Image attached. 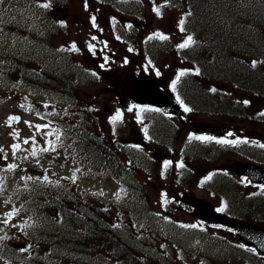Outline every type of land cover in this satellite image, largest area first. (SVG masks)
<instances>
[{
  "label": "rangeland",
  "instance_id": "374dc122",
  "mask_svg": "<svg viewBox=\"0 0 264 264\" xmlns=\"http://www.w3.org/2000/svg\"><path fill=\"white\" fill-rule=\"evenodd\" d=\"M58 1L60 2L59 4L53 5V13H58L57 16H60L59 18L66 28L60 33L58 31L55 33V47L57 50H61L75 58L80 68L79 72L82 74V79H88V69L92 70L94 78L80 83L79 90L82 102L88 104V108L94 112V115H97L102 125L106 123L113 127L112 130L104 125L113 138V141L108 143L115 144L117 140L122 144L127 142L134 153L141 154L142 157L146 158L152 156L149 153L151 152V147L154 146L152 141L155 138L149 132L143 134L144 139L152 145L148 149L141 147L140 140L142 138L140 134H136L133 130V128H139V125L136 126V123H131V121L136 119L140 122L146 117L151 118V116L157 119L161 117L154 111H142L132 100H128L125 105H121L119 101L120 91H122L125 83L123 78L147 62V57H145L147 53L144 48L145 40L159 38V35L171 39L176 44H182L187 40V35L181 30V21L184 17L183 11L179 8L165 5L167 0H142L143 11L141 15L130 14L129 12L117 13L112 7L101 3L100 0ZM61 1H64V3L62 4ZM85 2L87 5H84ZM42 4L39 3V6L41 7ZM155 9H159V15ZM33 12L32 18L24 15L23 19H21L19 17L20 13L15 16L13 12L11 15L3 13L2 16L11 17L12 20L16 19L15 23L17 26L36 28L35 17L38 13L34 10ZM92 17H95V27L92 23ZM110 21L112 25L117 23L124 33L119 43L108 32ZM15 30L16 28H12L9 31L6 29L0 30V51L3 54L7 52L8 44L12 48L16 44L19 47L25 46L26 43L21 42V34ZM102 31L109 35L106 39L100 37L103 33ZM93 37H96V39H92ZM73 44H75V50L72 48ZM89 45L92 46L91 50ZM29 48H32V45ZM97 50L100 51L99 54L96 53ZM99 55L103 57L101 63L98 62ZM123 56L129 58L133 66H129L131 64L125 62ZM154 59L157 61V65L165 63L164 66L167 70L161 71V73L166 77L168 83L171 82L178 72L193 69L192 65L181 60L178 53L174 50L160 54ZM0 60L3 61L0 62V144L4 147L8 158L6 166L2 169L0 168V188H2L0 190V238H2L0 239V244L6 241L10 246H16L23 242L16 241L18 240L17 235L23 236V232L18 230V228L21 223L23 226L31 224V217L36 216V213L30 208V203L37 189L40 188L38 182L27 178L38 176L37 171L39 169L37 168L40 167L44 169L43 176L38 177L41 183H51L53 180L52 173L55 172L71 179L75 174L74 183L76 186L83 191L92 193H90L92 196L89 195L90 203L97 204L101 209V213H104V217L111 221L110 223L117 227L131 244H136L140 249H152L160 254L168 252L167 258L173 260L172 264H186L188 258L195 256L192 251L194 247L199 245V241L209 243L213 234L226 241L225 249L216 248L214 250V247L211 246L210 252L206 250L204 252L206 258H210L214 264H250L248 257L246 258L249 253L243 247L237 246L235 248L233 246L234 238L228 231L199 224L190 210H179L178 213L173 214V210H176V208H172L173 212L171 213V210L165 206V200L158 195L159 182L157 175L147 176L140 171L135 173V176L139 178L137 185L141 189L146 190L147 184L150 186L149 197L145 198L144 195L138 196V194L132 193L129 189L121 186L120 182L115 180L116 177L108 174H99L94 168L90 169L79 164L65 163L57 158L55 154H50L49 152H44V155H41V152H37L34 146L36 117L34 118L31 115L34 112L37 114L39 111L34 106L31 109L22 103L25 100L24 95H32L34 101L40 103V107L48 111L52 106H48L46 103H54L53 101L60 99V95H48L46 92L43 95H35L29 89L27 90L28 92L23 90L21 86L11 81L12 79L6 78V74L3 71L6 67L9 69L11 67L7 66L2 58ZM103 63L106 68L104 66L101 67ZM146 68H150V66L147 65ZM16 75L17 73H14L13 77ZM90 76L91 73H89ZM116 91L119 94L113 95V92ZM240 101H244L252 108L249 112L254 114V117L243 118L239 115L224 116L222 114L199 113L197 119L209 127L205 132L212 133V136L220 134L218 138L213 137V141L216 143L217 140L227 139L235 144L238 141H242L244 145L246 142V144L252 143L264 146V122L260 121L256 115L264 110V100L262 98L246 97L240 98ZM60 103L65 104L63 102ZM130 108L132 109L131 111H129ZM40 111L45 115L44 110L40 109ZM117 112L120 113V118L113 122L112 118L116 116ZM9 117H19V120L10 122ZM140 129L142 131L143 127L141 128L140 126L138 130ZM192 130H197L195 125H193ZM213 130L215 132H212ZM186 132L184 130L181 133L179 143H183L188 138ZM205 132L201 133V136H210V134ZM228 133H232V135L229 136ZM25 140H28V143H24ZM14 144L19 145V148L15 150V154H13L12 148ZM34 149L36 150L35 156L32 155ZM218 155L219 159L216 158L215 162L212 161V164L207 166H210V168L223 167L229 169L230 165L235 162L247 160L245 157L234 154L229 149H222ZM8 165H16V167L9 171L7 170ZM196 166V171H198V168H203V164ZM25 168L27 170L24 171ZM176 173L177 171H173L172 175L176 177ZM211 174L206 173L205 170L206 178L203 181L206 182L205 189L198 186V183H200L198 181H201L199 179L200 175L187 179L186 186L189 190L186 189L185 192L188 195H197L209 199L213 203L218 202L217 195L208 193V189L212 190L211 186H209L210 181L213 179L210 176ZM227 174L229 175L230 173L227 172ZM45 176L48 178L47 181L44 180ZM147 179L153 180L154 184L148 183L149 180ZM132 182L136 181L132 180ZM177 183L172 182L171 184L176 185ZM241 189L244 190L242 184ZM83 196V193L76 194V198L81 200H83ZM14 210V214L11 218H8L7 214ZM47 212L54 217L53 211L49 213L48 210ZM6 219L7 223L4 222ZM41 220L45 222L44 218ZM177 222H179L180 226H189L191 228L194 225L193 229L199 230L204 237L192 235V232L187 230H175L172 224H177ZM206 232L209 233V237H205ZM20 247L22 248L23 246ZM61 253L57 252V254ZM22 255L26 256L25 254ZM17 259L25 260V258ZM17 259L8 262L0 256V264H24L22 260ZM151 264L156 263L151 261Z\"/></svg>",
  "mask_w": 264,
  "mask_h": 264
},
{
  "label": "trees",
  "instance_id": "16d2710c",
  "mask_svg": "<svg viewBox=\"0 0 264 264\" xmlns=\"http://www.w3.org/2000/svg\"><path fill=\"white\" fill-rule=\"evenodd\" d=\"M102 1L130 14L141 15L143 11L142 0H126L124 3ZM6 5L5 0L0 3L2 9ZM165 5L183 11L181 26L194 43L180 48L181 44L173 41L153 39L147 40L145 47L149 57L175 50L181 60L192 65V70L178 72L179 79H175V89L186 107L196 112L246 114L249 107H244L246 103L236 99L229 88L249 98L264 96V0H167ZM44 67L46 72L41 83L40 79H26L21 66L17 67L19 77L24 79L19 80L43 87L58 85L65 90H70L71 86L76 88L73 79L63 71V63L59 67V79H54L51 70L47 72L45 63ZM181 72L183 76H180ZM75 131L79 134L73 131L68 134L74 150L86 156L88 144V160L101 158L106 151L102 141L103 129L89 122L88 126L83 124ZM85 131H88V139L86 133L83 134ZM65 200L71 210L64 204L52 203L49 213L53 211L54 217L44 212L43 204L35 205L39 213L47 218L39 243L43 248L65 252V255L58 256L60 262L56 259L52 262L139 264L133 252L126 249L127 240L104 217L100 207L90 203L89 195H84L83 200L76 196ZM45 206L48 207L47 204ZM234 212L236 216H246L243 205ZM21 245L10 246L3 242L0 254L7 260L23 258Z\"/></svg>",
  "mask_w": 264,
  "mask_h": 264
},
{
  "label": "water",
  "instance_id": "95a60500",
  "mask_svg": "<svg viewBox=\"0 0 264 264\" xmlns=\"http://www.w3.org/2000/svg\"><path fill=\"white\" fill-rule=\"evenodd\" d=\"M127 88L124 93H131L132 98L143 105H155L166 112L179 114L182 110L180 99L172 86L160 88L151 73L141 70L126 77ZM246 170L256 173V177L264 179L263 172L254 166H246ZM187 203L194 207L195 216L211 224L223 225L234 230V236L241 242L253 246L257 252L264 254V228L247 221L231 218L214 210L209 201L188 196Z\"/></svg>",
  "mask_w": 264,
  "mask_h": 264
},
{
  "label": "flooded vegetation",
  "instance_id": "af4514ba",
  "mask_svg": "<svg viewBox=\"0 0 264 264\" xmlns=\"http://www.w3.org/2000/svg\"><path fill=\"white\" fill-rule=\"evenodd\" d=\"M20 13L22 14V18L24 17V15H27V12L25 11L24 8L21 9ZM6 19H8L7 22H9L10 24L12 23L11 17H8ZM6 19H5V21H6ZM27 31H28V28L25 27L22 29V32H21V36H22L21 42L23 41L26 43L25 46L22 47V52H24V55H27V48L29 46V41H27L28 37L26 35ZM37 37L38 38L41 37V34L39 33L37 35ZM10 47H12V46L10 45ZM37 47H38V51L40 50L41 54H42L44 52V50H43L44 45L41 42L40 43L38 42ZM99 52L100 51H98V50L96 51L97 54H99ZM99 56L100 57H99L98 61H102L103 57L101 55H99ZM164 65H165V63L163 65H161L159 63L157 65V67H155V69L158 68L160 71H166L167 69L165 68ZM151 69H153V68L151 67ZM153 71L155 72V70H153ZM157 73L158 74L156 76V79H161V80L166 79V77L161 75V73H159L158 71H157ZM162 115H165V117H170L175 121L174 124L180 128L179 133H181L182 130H186V131L192 130L193 125H195V129H197V130H192V131H198V129L202 130L205 127V125L203 123L197 121L196 117H194V116H188L189 118H184L183 116L166 115L164 113H162ZM158 128L161 129L160 133L164 132V130L167 129L166 122H164V121L160 122V124L158 125ZM136 134H138V135L140 134V136L142 138V132L136 131ZM170 139L171 138H169V136H167V134H166L165 136L159 138V140H156L154 142L155 143L154 146L151 147V151H154L153 148H155V147L156 148H162L165 150L164 153L159 154L160 156L156 157L157 165L155 166V168L153 170L156 172L157 175H159L161 173V171H164V170L166 171L170 166H174V163H173L174 155L178 154V152H180V151L186 153V148H185V146H183V144L178 143L177 141H172ZM140 143H142L145 148H147V149L150 148V145L143 143L141 140H140ZM178 149L180 151H178ZM175 159H176V157H175ZM166 162H168L167 166H166ZM169 164H171V165H169ZM200 164L204 165L203 158L200 159V162L198 163V165H200ZM189 167L190 166L187 164L185 166V169H187ZM196 167L197 166H195L193 164V166L191 167L190 173H192L193 171L195 173ZM232 168H233V165L229 168V170H231ZM219 169L221 170V169H223V167H220ZM204 172H205V168H198L197 174L203 175ZM252 185H255L252 189L254 190L253 192H256V194H252V193L251 194L253 195L254 198H255V196L257 197L256 200H258V201L260 200L261 207L264 209V184L256 182V183H252ZM257 185L261 186V187L257 188ZM249 200H250V205L253 203L256 204V202L253 200L252 196H250ZM257 258L260 260L259 264H264V257L263 256H257Z\"/></svg>",
  "mask_w": 264,
  "mask_h": 264
},
{
  "label": "snow or ice",
  "instance_id": "6c2138e0",
  "mask_svg": "<svg viewBox=\"0 0 264 264\" xmlns=\"http://www.w3.org/2000/svg\"><path fill=\"white\" fill-rule=\"evenodd\" d=\"M0 3H3V0H0ZM42 7H45V8H48V7H50V5L49 4H43L42 5ZM155 11L157 12V14L159 15V9H155ZM92 23H93V26L95 27L96 25H95V17H92ZM183 23V21H181V24ZM181 30H183V29H181ZM159 35V34H158ZM151 38V37H150ZM159 38L160 39H167V37H165V36H163V35H159ZM92 39H96V37H93ZM192 43H194V41H193V39H192V37L191 36H188L187 37V40L184 42V43H182L181 45H179V47L180 48H186V47H188L190 44H192ZM72 48H73V50H75V44H73L72 45ZM89 48H90V50H91V48H92V46L91 45H89ZM101 67H103V65H101ZM94 74V73H93ZM95 75V74H94ZM184 75V73L183 72H181L180 73V76H183ZM179 79V76L177 77V80ZM175 87H176V82L175 81H173V84H172V88H173V90H175ZM177 99H179V98H177ZM22 107H23V105H22ZM132 109L130 108L129 109V111H131ZM142 111H158V109H142ZM184 111H191V109H189V108H187V107H185V109H184ZM120 118V113L119 112H117V114H116V116H114L113 118H112V120H113V122H115L116 120H118ZM19 120V117H9V121L11 122V121H18ZM27 123V122H26ZM40 126L38 125L37 126V128H39ZM49 135H51V133H48ZM228 135L230 136V135H232V133H228ZM197 139V140H204V141H207V140H212V139H214L213 137H209V136H196V137H190V139ZM57 139H59V136L57 135ZM24 143H28V140H25L24 141ZM217 143H221V144H226V143H232L231 141H228L227 139H220V140H217ZM12 148H13V154H15V150H17L18 148H19V145H16V144H14V145H12ZM52 150H55V146L53 145L52 146ZM3 151V149H0V152H2ZM42 151H48V149L47 148H45V149H42ZM32 155L33 156H35L36 155V150L34 149L33 150V152H32ZM167 163L168 162H166V166H167ZM180 167H183V164H181V165H179ZM16 167V165H8L7 166V170H9V171H11V170H13L14 168ZM27 179H33L32 177H28ZM73 183L75 182V174L73 175ZM44 180L45 181H47L48 180V178H47V176H45L44 177ZM0 190H2V188H0ZM219 211H223V209H219ZM14 212H15V210L13 211V212H10V213H8L7 214V216H8V218H11V216L14 214ZM5 223H7L8 221H7V219L4 221ZM193 227H195L194 225H193ZM0 239H2V238H0ZM22 251H26V249H22Z\"/></svg>",
  "mask_w": 264,
  "mask_h": 264
}]
</instances>
